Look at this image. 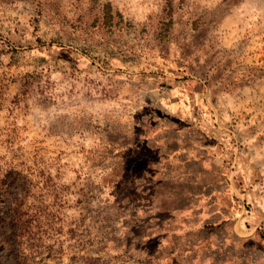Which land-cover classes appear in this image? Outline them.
<instances>
[{"label": "clouds", "instance_id": "1", "mask_svg": "<svg viewBox=\"0 0 264 264\" xmlns=\"http://www.w3.org/2000/svg\"><path fill=\"white\" fill-rule=\"evenodd\" d=\"M0 264H264V0H0Z\"/></svg>", "mask_w": 264, "mask_h": 264}, {"label": "rangeland", "instance_id": "2", "mask_svg": "<svg viewBox=\"0 0 264 264\" xmlns=\"http://www.w3.org/2000/svg\"><path fill=\"white\" fill-rule=\"evenodd\" d=\"M33 223H34V221H33Z\"/></svg>", "mask_w": 264, "mask_h": 264}]
</instances>
